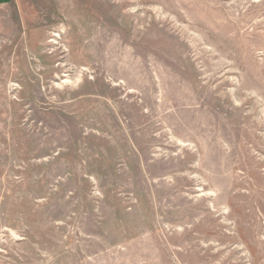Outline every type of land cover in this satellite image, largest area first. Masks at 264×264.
Returning a JSON list of instances; mask_svg holds the SVG:
<instances>
[{"label":"rangeland","instance_id":"obj_1","mask_svg":"<svg viewBox=\"0 0 264 264\" xmlns=\"http://www.w3.org/2000/svg\"><path fill=\"white\" fill-rule=\"evenodd\" d=\"M0 264H264V0L0 6Z\"/></svg>","mask_w":264,"mask_h":264},{"label":"crops","instance_id":"obj_2","mask_svg":"<svg viewBox=\"0 0 264 264\" xmlns=\"http://www.w3.org/2000/svg\"><path fill=\"white\" fill-rule=\"evenodd\" d=\"M9 2H11V0H0V6H2V5H6V4H8Z\"/></svg>","mask_w":264,"mask_h":264}]
</instances>
